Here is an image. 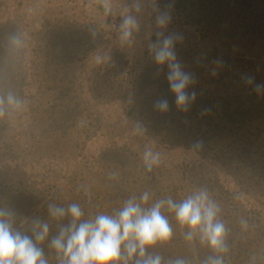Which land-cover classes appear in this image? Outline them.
Returning <instances> with one entry per match:
<instances>
[{"label":"rangeland","instance_id":"rangeland-1","mask_svg":"<svg viewBox=\"0 0 264 264\" xmlns=\"http://www.w3.org/2000/svg\"><path fill=\"white\" fill-rule=\"evenodd\" d=\"M134 3L135 0H113L112 14L106 16L99 0H0V24L11 22L24 31L21 49L24 54L23 79L25 87L22 98L26 101V108L22 112H17L15 116L13 115L14 117L19 116V119L14 123L17 130H14L13 135L9 137L10 140L23 141V136L29 132V129L33 134H36L41 130L44 121L47 120L44 111L39 112V109L42 111V108H40L41 105L39 107L38 105L48 100V95L51 93L49 92L50 86L55 88L56 82H50L49 79L48 58L41 48L43 45L37 41L42 38L39 36L40 33L42 34L47 29V31L54 30L63 23L81 24L89 27L94 25L98 30L97 38L92 40L90 51L79 56L83 67L80 68L79 73L75 74L76 77L73 76L74 72L71 75L73 77H70L74 80L73 87L80 96L86 115L81 120L83 128H78L73 134L78 140L70 147L69 154L57 155L59 159L47 158L44 151L39 149L37 151L40 154L36 151L31 153L23 151V154L19 155L18 152L10 151L7 147L2 146V141L6 137L1 140L0 206H8L14 211L22 208L21 212H16L17 226H21L24 219L43 220V208L50 196L47 195L48 197L45 198L36 194L35 196H39V198L34 195L32 197L19 193V189L24 186L30 187V183L37 184L35 188L38 187V190L42 188L45 194L57 192V195L65 203H72L76 198L85 196L81 186L89 188L94 185L93 174L98 171L96 163L105 149H121L124 152L137 153L142 157L145 146H151L162 155V162L157 166L159 169L155 167L157 170L153 173L156 181L159 182L153 193V199L168 195V189L171 186L169 181L178 179L184 162L205 164L207 167L205 172H196L191 169L194 177L203 175L201 178H197V181L216 179L220 188L231 193L224 197L223 202L218 201L222 206L225 201L226 211L232 213L229 214L230 218L225 219L224 222L228 229L232 226L233 234L234 231L239 230L245 233L241 241L243 248L229 249L227 255L233 260L229 262L230 259H228L226 264H235L238 261L256 264V259H260L262 257L260 253L264 252V226L263 223H259L257 216L248 215L247 212L259 210L264 218V207H261L262 200L258 196H254L253 193L240 190L224 167L204 157L202 153L192 151L182 144L166 148L158 145L151 138L152 136L136 134L133 131V124L137 119L127 120L124 115L129 95L135 97L144 88V93L148 95L151 94L148 88L154 87V84L167 83L166 67L158 69L148 53L149 37L152 40L156 38L150 0H141L144 5L142 30L136 35L134 44L122 45L118 40L119 17ZM161 7L163 6L161 5ZM169 11L172 19L166 34L173 33L182 37V40L175 45L177 59L184 70L193 75L196 80L195 85L189 91L204 90L216 93L219 90H224L225 87L228 88L229 82L235 81L239 84L241 92L244 83L241 81L243 84H240L234 79L236 73H240L243 79L247 77V73L257 74L260 72L264 75V42L262 40H255L249 50H242L241 44L238 42H233V45H222L218 39L212 38V35L208 38L202 37L204 34L195 26L194 18L185 17L188 15L186 8L180 9V11L170 8ZM224 58H226L225 61H223ZM49 60L53 59L49 58ZM109 78L116 79V81L114 80L116 88L113 93L96 99L95 96L98 93L94 88L98 81L103 79L106 83ZM112 84L107 83L103 86L110 89L113 87ZM146 132L148 131L146 130ZM41 157L47 158V161L42 162ZM126 157L130 156L126 155ZM140 163L142 162L139 161L138 165ZM53 173L56 174L53 175ZM136 173L140 175L139 168ZM199 173L201 175H198ZM162 181L163 184L160 183ZM48 182L51 184L45 186L44 184ZM152 184L154 185L153 182ZM9 185H12V189L16 191L7 188ZM52 187H56V189H49ZM151 188L149 186V189ZM207 188L213 196L219 190V187L213 183H210ZM180 196L181 199L185 197L183 194ZM121 205L122 202L118 201L117 208ZM238 209L241 212L233 214ZM222 217L221 213V219ZM241 217L247 219V229L242 228ZM239 224L241 229L238 228ZM23 227H28V225L24 224ZM173 228L174 236L177 239L182 237L181 229L177 225H173ZM231 241L232 239L227 243L236 246ZM185 243L187 242L185 241ZM187 247L190 246L187 245ZM211 255L212 252L202 261ZM49 257L54 261L51 264H55L54 258ZM227 258L225 256V259ZM192 261L200 262L197 259ZM262 263L264 264V262Z\"/></svg>","mask_w":264,"mask_h":264},{"label":"trees","instance_id":"trees-1","mask_svg":"<svg viewBox=\"0 0 264 264\" xmlns=\"http://www.w3.org/2000/svg\"><path fill=\"white\" fill-rule=\"evenodd\" d=\"M159 2L162 6L165 3L171 4V8L177 11L186 8L188 15L185 17L194 18L195 26L204 34L203 38L212 35V38L218 39L222 45H233V42H238L241 44L242 50H249L250 45H254L253 42L257 39L264 42V0H163L162 2L159 0ZM88 29L89 26L81 24L63 23L54 30L47 31V29L42 34L40 33L39 36L42 38L37 41L43 45L41 48L48 58L49 79L50 82H56L55 88L50 86L49 92L51 93L48 95V100L38 105V107L41 105L40 108H42V111L39 109V112L44 111L47 120L44 121L41 130L36 134H33L29 129V132L24 134L23 141H18L9 139L14 130H17V126L14 125L19 119V116L14 117L17 113L8 117L10 119L7 117L0 119V145L1 140L6 137L2 141V146L7 147L10 151H16L20 155L23 154V151L31 153L32 151L39 152L37 151L39 149L44 151L47 158L51 159H59L57 155L71 152L70 147L78 140L73 134L78 128H83L81 120L86 115L80 96L73 87L74 80L70 77H76L75 74L79 73L78 71L83 67L79 56L90 51L93 39L90 37ZM36 34L38 36V33ZM13 35H19L22 40L24 31L11 22L0 24V94L6 96L12 92L22 98L25 87L23 79L24 54L21 46L11 44L10 37ZM49 58L53 60H49ZM72 72H74L73 76H71ZM246 76L253 77L254 83L248 84L247 77L243 79L240 73H236L234 77L240 84L244 83L241 92L239 84L233 80H231L232 83L229 82L228 88L225 87L224 90H219L216 93L196 90V101L187 112L179 111L176 108L175 97L170 93L167 83H156L154 87L148 88L151 94H145L144 88L135 97H131V102V95H129L124 115L127 120L136 118L142 121L148 131L145 135L152 136L151 138L163 147L182 144L190 148L193 142L200 141L202 150L197 152L224 167L238 188L258 196L262 200L261 207H264V91L259 94L255 91V84H264V75L259 72L257 74L247 73ZM228 78L231 79V77ZM110 79L106 83L103 79L98 81L94 88L98 93L95 94L96 96L94 95L96 99L113 93L116 88L114 86L116 79ZM107 83H113V87L106 89L103 85ZM148 89L146 88L147 91ZM165 98L169 102L170 110L161 114L154 110L153 105L157 100ZM38 107L36 106V109ZM126 155L130 157H126ZM47 158L41 157V161L46 162ZM139 161L142 163L138 165ZM96 164L98 171L93 174L94 185L89 187L91 200L86 196L75 199V202L84 209L85 218L99 212L110 213L117 208L118 201L123 203L130 195H138L146 189L154 193L159 185L153 174L157 169L154 167L152 172H147L142 157L137 153L124 152L114 148L105 149ZM138 168L141 171L140 175L136 173ZM191 169L196 172H205L207 167L205 164L184 162L178 179L169 181L171 186L168 189V195L179 200L181 194L186 196L194 188L207 187L210 183L219 187L218 193L214 196L217 201L223 202L225 196L231 195L229 191L220 188L216 179L197 181L196 179L203 175L199 173L198 175L201 177H194ZM110 171H116L119 175L115 179H109ZM55 174L53 173V175ZM150 178L152 179L150 180ZM49 184L51 182L44 185L49 186ZM35 185L37 186V184L30 183V187L24 186L18 191L32 197L36 194L45 198L50 196L43 208V220L47 219L46 206L49 202L68 204L57 195V192L48 193L47 191L48 194H45L42 188L38 190ZM11 186L9 185L7 188L13 190ZM149 186L152 188L149 189ZM49 189L55 190L56 187ZM35 197L39 198V196ZM221 209L222 219L230 218L229 214L232 213L226 211L225 201L223 206L221 205ZM21 211L22 208L15 212ZM240 212L238 209L233 214ZM247 213L257 216L259 223H263L264 226V218L259 210H249ZM236 217L239 219L238 216ZM169 218L172 224L176 225L170 214ZM52 226L54 234L56 226L55 224ZM238 228H240V224ZM241 231H234L233 234L232 226L230 227L227 241L232 239L231 243L236 244V246L228 244L230 250L243 248L241 241L245 233L243 231L241 233ZM45 251L48 254L51 253L47 248ZM156 251L160 252L165 259L183 257L189 260L190 264H201L202 259L212 252L207 246H202L198 240L185 243L183 237L177 239L175 236L169 244L157 248ZM227 254L226 261L230 259V262L233 259ZM260 255L262 257L256 259V264L264 262V252L262 251ZM49 256L54 258L53 253ZM193 259L200 262H193ZM50 260L51 263L54 262L53 259L50 258ZM235 264L246 263L238 261Z\"/></svg>","mask_w":264,"mask_h":264},{"label":"clouds","instance_id":"clouds-1","mask_svg":"<svg viewBox=\"0 0 264 264\" xmlns=\"http://www.w3.org/2000/svg\"><path fill=\"white\" fill-rule=\"evenodd\" d=\"M104 14L110 16L113 0H99ZM155 40L149 37L148 53L158 69L166 67V80L170 93L175 97L179 111L187 112L197 98L193 88L196 80L185 71L177 59L175 45L182 37L166 31L171 23V4L161 7L159 0H150ZM144 5L141 0L126 9L119 17L118 40L122 45H132L142 30ZM95 40L98 35L93 25L88 29ZM10 42L22 46L19 35L10 37ZM159 74V73H158ZM248 84L254 83L253 77H247ZM255 91H264V84H255ZM131 102V96H130ZM154 110L164 114L170 110L168 100L159 99L153 105ZM26 101L9 92L0 94V119L22 112ZM208 111V110H205ZM133 131L144 135L146 128L142 121L135 120ZM192 151H201L202 143L193 142ZM144 168L152 172L162 162V155L151 146H145L142 154ZM118 172L110 171L109 179H115ZM85 196L91 200L87 186H81ZM47 219H24L17 226V214L8 206H0V264H51L45 247L54 254L55 264H190L183 257L167 258L157 248L169 244L174 238V228L169 214L181 229L186 242L199 241L207 246L213 255L201 264H226L229 253L227 243L229 229L221 219V205L207 187H196L183 199L172 195L153 199L151 190L132 194L122 205L110 213L99 212L85 218L84 209L79 203L66 205L49 202ZM27 224L28 227H23ZM55 224V233L52 225ZM242 228H248L247 219L241 217Z\"/></svg>","mask_w":264,"mask_h":264}]
</instances>
